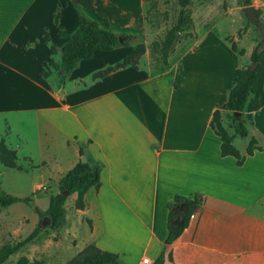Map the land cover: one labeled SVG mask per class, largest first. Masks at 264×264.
<instances>
[{"label":"crops","instance_id":"obj_1","mask_svg":"<svg viewBox=\"0 0 264 264\" xmlns=\"http://www.w3.org/2000/svg\"><path fill=\"white\" fill-rule=\"evenodd\" d=\"M152 1L92 0V6L106 16L111 31L135 35L142 43L144 8ZM64 2L0 0V140L20 167L0 164V191L4 175L24 174L34 206L44 211L36 193H57L60 178L88 160L100 164V185L84 193L81 210L74 208L76 194L69 195L62 225L41 229L5 264L20 257L27 264L36 257L44 264H65L88 245L116 255L120 264H139L145 257L151 264L160 251L162 264H264V147L256 145L260 150L251 156L240 150L244 160L236 166L231 156H220V140L208 127L214 110H226L240 68L236 54L222 41H206L182 53L170 75L126 67L88 80L119 62L131 44L114 60L101 55L100 64L88 71L75 74L98 52L66 73L58 70L64 80L52 88L40 68L53 56L59 62V49L70 35L61 24L69 6L57 10L53 23L56 3ZM112 21L118 30L111 29ZM57 28L66 38L57 36ZM51 32L64 41L54 45ZM86 80L89 84L69 88ZM263 105L246 108L248 116ZM193 195L200 206L192 227L167 244V205L174 196ZM24 216L26 233L12 231L23 239L38 223L32 208L18 219Z\"/></svg>","mask_w":264,"mask_h":264},{"label":"trees","instance_id":"obj_2","mask_svg":"<svg viewBox=\"0 0 264 264\" xmlns=\"http://www.w3.org/2000/svg\"><path fill=\"white\" fill-rule=\"evenodd\" d=\"M179 7L177 22L169 31L162 42V52L165 51L175 42L176 36L186 22L185 9L189 6L190 0H176ZM251 0H244L243 6H248ZM68 5L73 8L77 16V27L71 33L59 49V62L56 64L50 59L40 68V77L46 79L50 76L51 70H62L66 73L73 69L80 61L90 59L95 52H109L117 47L127 48L134 44L136 36L132 34L118 35L109 29L108 20L105 15L96 12L92 6V0H69L68 3H56L55 14H53L54 26L57 25L58 12L57 10ZM257 16V12L254 11ZM56 34L58 37L66 38V32L57 28ZM118 37L121 38L118 41ZM46 40V39H45ZM261 44L255 47L249 56L250 65L245 68H239L235 71L232 80V86L227 92L224 103L225 109L231 113L234 118L239 119L243 112L246 103L249 101L252 107L258 108L260 102H264V47L260 48ZM230 50L235 52L231 45ZM51 55L55 54L53 47H49ZM144 46L139 43L128 52L119 62L112 66H107L102 70L92 73L89 76V81L101 79L107 74L118 69L126 67L135 68L138 57L143 54ZM251 64H255L250 70ZM51 67V69H50ZM59 86L63 82V77L58 72ZM235 113H238L235 115ZM242 118L235 124L234 128L240 137H245L246 129L242 125ZM210 130L220 140L219 153L221 157L231 156L235 160L236 166H240L244 160L238 151L232 146V137L221 127L219 111L214 110L208 124ZM254 150H260L256 147L254 138H250L245 147V156H251ZM78 154L82 155V148H78ZM0 164L10 169L20 170V167L15 164V154L7 149L3 141L0 140ZM100 164L97 162H80L78 161L69 171H67L58 181V192L51 194L48 197L47 206L44 211H40L34 206L30 198H18L8 195L0 191V208H6L12 204L21 202L27 204L32 211L37 215L38 219H48L49 223L46 228L55 230L63 223V203L71 194H76L74 208L77 210L83 209L82 197L89 189H98ZM200 206V198L193 195L190 198L174 196L172 201L167 205V236L165 242L167 244L173 242L179 235L182 229L186 226L189 216L194 214ZM175 221L178 223L176 224ZM41 229L35 227L33 231L24 239L15 244L6 243L0 246V264H5L6 260L22 248L25 244L33 240ZM170 260V258L168 257ZM24 257H20L14 264H27ZM163 252L160 251L151 264H162ZM65 264H120L114 254L100 251L93 245L86 246L74 258Z\"/></svg>","mask_w":264,"mask_h":264},{"label":"rangeland","instance_id":"obj_3","mask_svg":"<svg viewBox=\"0 0 264 264\" xmlns=\"http://www.w3.org/2000/svg\"><path fill=\"white\" fill-rule=\"evenodd\" d=\"M55 1V0H54ZM59 2V0H56ZM68 3L69 0H64ZM244 0H190L189 6L185 9L186 22L183 28L175 34V42L165 51L162 52V42L165 35L172 30L177 22L179 7L176 0H154L148 3L145 8L146 32L144 40L141 43L144 46V52L141 54L135 65V68H141L153 75H170L175 69L182 53L192 46L201 42L218 40L225 43L229 48L234 47L235 54L239 59L240 68L250 65L251 51L261 44L264 47V34L260 36L256 28L248 24L246 18L242 14ZM68 6V5H66ZM248 6H252L257 12L259 21L264 25V0H251ZM61 24L64 30L69 34L73 33L77 26V16L73 8L67 7L61 15ZM111 29L118 30L117 21H112ZM51 32V40L54 45L63 42L56 38ZM139 44L138 40L134 42V46ZM124 51L121 47L110 52H98L94 58L88 62H81V68L75 69V74L79 71H88L89 68L100 64V56L114 60L120 53ZM52 61L56 63V56L52 57ZM51 69V67H50ZM169 73V74H168ZM58 71L51 70V74L46 78V82L52 88L59 85ZM63 77V73L60 72ZM79 84L87 85L89 81L75 82L69 88H77ZM252 106L247 102L240 118L242 125L247 131L245 137H240L236 130L235 124L240 121L234 118L227 110H222L220 114L221 127L232 137V145L239 152L243 150L250 138H254L256 145L264 147V105L259 111L254 112L252 116H248L246 108ZM253 108V107H252ZM31 185L28 177L24 174L4 175L2 178L1 190L4 192H14L16 196L30 198L33 195L29 190ZM9 194V193H8ZM49 192L42 191L36 193L39 208L45 210ZM29 206L25 203L16 204L7 208H0V246L5 243L15 244L22 240L21 234L24 230H28L29 226L25 225L28 218L25 216L18 219L22 214H28ZM12 225H6V222H15ZM22 225V226H21ZM12 226H14L12 228ZM19 229V235L12 232ZM23 229V230H22ZM24 234V233H23ZM15 256V255H13ZM30 264H44V261L37 258ZM6 264H9L8 262Z\"/></svg>","mask_w":264,"mask_h":264},{"label":"water","instance_id":"obj_4","mask_svg":"<svg viewBox=\"0 0 264 264\" xmlns=\"http://www.w3.org/2000/svg\"><path fill=\"white\" fill-rule=\"evenodd\" d=\"M73 3H75V0H73ZM241 11H242V14L244 15V17L246 18L248 24L254 26L256 28V30L258 31V33L260 34V36H262L264 34V25L259 21L258 17L254 13L252 6L243 7L241 9ZM117 40L120 41L121 38L118 37ZM254 66H255V64H251L250 70H252L254 68ZM60 71H62V70H60ZM237 114L238 113H235V115H237ZM48 223H49V220L46 218L38 219L37 227L39 229H45L47 227ZM175 223L177 224L178 222L175 221Z\"/></svg>","mask_w":264,"mask_h":264},{"label":"built area","instance_id":"obj_5","mask_svg":"<svg viewBox=\"0 0 264 264\" xmlns=\"http://www.w3.org/2000/svg\"><path fill=\"white\" fill-rule=\"evenodd\" d=\"M191 219H192V215L189 216L188 222H187L185 227H187V228L192 227ZM139 264H150V262H149L148 258L145 257V258L141 259Z\"/></svg>","mask_w":264,"mask_h":264}]
</instances>
